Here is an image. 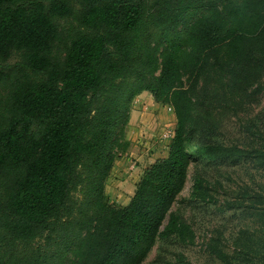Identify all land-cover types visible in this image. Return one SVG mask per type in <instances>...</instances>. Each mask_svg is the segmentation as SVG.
<instances>
[{"label":"trees","instance_id":"1","mask_svg":"<svg viewBox=\"0 0 264 264\" xmlns=\"http://www.w3.org/2000/svg\"><path fill=\"white\" fill-rule=\"evenodd\" d=\"M263 78L264 0H0V264H141L159 239L153 263L174 264L166 242L194 244L172 211L191 163L264 166L263 133L220 140ZM144 92L176 126L119 206L106 181ZM217 186L196 172L192 201L217 203ZM238 195L227 209L264 220L260 195ZM221 243L205 250L222 264H264V246Z\"/></svg>","mask_w":264,"mask_h":264},{"label":"rangeland","instance_id":"2","mask_svg":"<svg viewBox=\"0 0 264 264\" xmlns=\"http://www.w3.org/2000/svg\"><path fill=\"white\" fill-rule=\"evenodd\" d=\"M262 91L246 107V111L224 121L222 138L225 144L257 143L253 134H264V78ZM138 116L131 119V113ZM176 126L175 116L167 105L156 103L149 93L137 95L131 104L129 120L124 129L123 149L115 150L116 160L106 181L105 194L110 203L119 206L128 204L134 194L135 185L145 168L155 160L165 157L170 144L164 139L165 132L173 136ZM251 132H247V129ZM247 130V131H246ZM201 172L212 183L219 182L216 195L217 203L195 204L191 198L193 176ZM249 191L260 195L256 205L264 201V166L256 160L243 159L235 164H224L217 169L193 161L189 167L187 182L176 199L172 211L180 214L195 233L194 244L184 245L170 240L166 242V255L172 263L178 264H222L206 252V245L219 237L222 247L229 253L252 248L254 251L264 246V220L256 212L247 209L226 208L224 201H241L239 193ZM252 203L250 201H242ZM165 225V222L163 226ZM156 245L141 264L153 263ZM183 255L182 263L177 255Z\"/></svg>","mask_w":264,"mask_h":264},{"label":"built area","instance_id":"3","mask_svg":"<svg viewBox=\"0 0 264 264\" xmlns=\"http://www.w3.org/2000/svg\"><path fill=\"white\" fill-rule=\"evenodd\" d=\"M168 109H169V111H172L173 109H172V107H169L168 106ZM174 134V133H173ZM173 136H172V134L170 133V131H167V132H165L164 133V135H163V138L164 139H169V138H172Z\"/></svg>","mask_w":264,"mask_h":264},{"label":"crops","instance_id":"4","mask_svg":"<svg viewBox=\"0 0 264 264\" xmlns=\"http://www.w3.org/2000/svg\"><path fill=\"white\" fill-rule=\"evenodd\" d=\"M146 92H144V93H142V95H144ZM138 116V113H136V111H133L132 113H131V119H133V118H135V117H137Z\"/></svg>","mask_w":264,"mask_h":264}]
</instances>
